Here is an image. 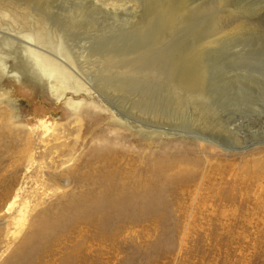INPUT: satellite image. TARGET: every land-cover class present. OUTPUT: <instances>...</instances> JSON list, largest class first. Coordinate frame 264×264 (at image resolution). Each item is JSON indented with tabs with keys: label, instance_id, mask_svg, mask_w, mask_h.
<instances>
[{
	"label": "rangeland",
	"instance_id": "obj_1",
	"mask_svg": "<svg viewBox=\"0 0 264 264\" xmlns=\"http://www.w3.org/2000/svg\"><path fill=\"white\" fill-rule=\"evenodd\" d=\"M162 1L0 0V38L40 29L47 34L39 44L57 55L61 36L64 61L72 56L100 92L91 96L99 110L75 114L26 77L1 75L0 96L13 88L23 103L15 105L18 120L4 105L0 113L28 134L25 148L12 141L0 151V264H264V209L254 207L250 178L264 141L228 146L234 137L264 136V0ZM129 61L157 74L127 84L113 64ZM171 61L182 73L207 64L206 95L177 98ZM61 78L73 85L68 73ZM120 114L133 128L116 126L126 122ZM232 123L239 130L228 131ZM153 131L163 135L149 138ZM167 161L174 168L162 175Z\"/></svg>",
	"mask_w": 264,
	"mask_h": 264
},
{
	"label": "bare ground",
	"instance_id": "obj_2",
	"mask_svg": "<svg viewBox=\"0 0 264 264\" xmlns=\"http://www.w3.org/2000/svg\"><path fill=\"white\" fill-rule=\"evenodd\" d=\"M31 1H34V0H31ZM161 1V0H160ZM164 1V0H163ZM162 1V2H163ZM171 1V0H170ZM169 1V2H170ZM36 2V1H35ZM151 2V1H150ZM155 2V1H154ZM157 2V0H156ZM183 2V1H181ZM187 2V1H186ZM159 3V2H158ZM171 3V2H170ZM185 3V2H184ZM155 4V3H154ZM163 4V3H162ZM158 5H161L158 4ZM172 5V4H171ZM179 5V3H178ZM181 5V9L182 11H179V12H172L171 15H170V19H169V22H167V26L168 27V30L170 32H172L173 28H175V26L177 25V21H179L182 16V14H180L181 12H183V9H182V3H180ZM185 5V4H184ZM152 6V5H151ZM169 6V4H168ZM163 7V6H162ZM166 7V6H165ZM165 7H163V9H165ZM179 7V6H178ZM184 7V6H183ZM153 8L155 9L156 7L153 6ZM159 9V8H158ZM175 9V8H174ZM179 8H177L176 6V9L177 10ZM185 9V8H184ZM157 12H159L157 10ZM161 13V11H160ZM158 14V13H157ZM167 14H170V13H167ZM166 14V15H167ZM165 15V14H163ZM165 15V16H166ZM159 16H162L161 14H159ZM169 16V15H168ZM167 16V17H168ZM157 18H159L157 16ZM160 18H164V17H160ZM166 20V18H164ZM163 19V21H165ZM157 20V19H156ZM162 21V19H159V21ZM168 20V19H167ZM166 20V21H167ZM189 20V19H188ZM158 21V22H159ZM161 23V22H160ZM169 23V24H168ZM180 23V22H179ZM164 26H166L165 23H163ZM181 25V23H180ZM189 25V24H188ZM179 26V25H178ZM159 27V24H157L156 28ZM162 24H161V28H162ZM160 28V27H159ZM164 28V27H163ZM181 28V27H180ZM184 28V27H183ZM177 29V27H176ZM175 29V30H176ZM179 29V27H178ZM177 29V30H178ZM182 29V28H181ZM230 29V28H229ZM232 29V28H231ZM160 30V29H159ZM164 29H162L161 32H163ZM167 30V29H166ZM188 30V29H187ZM33 31V30H31ZM156 31V30H155ZM158 31V30H157ZM156 31V32H157ZM181 31V30H180ZM227 31V30H226ZM156 32L153 31V33H155V35L157 34ZM159 32V31H158ZM165 32V30H164ZM163 32V34H165ZM176 32V31H175ZM187 32V31H186ZM190 32V31H189ZM223 32V31H222ZM47 34L45 31L43 30H40V29H37L36 32L34 33L31 32V33H24L23 35V39H21V37L17 36V35H21L20 33L17 34L15 33V35H11V34H5V36L2 38H0V77L2 75L1 78H3L4 76H11V80H16L17 83H23V82H26V79L24 81V78L26 77L28 80L30 81H33V83H35L37 86H40V88L42 89V91H48L49 94L53 97V99H55L57 102H64L66 103V105L68 106L69 110L73 113H78L82 110V108H85L86 107H91V106H94V109L95 110H99V107L98 106H95L94 105V101H93V98H91V96L93 94H99L100 92L97 90V83H94V80L92 81L91 78H87L85 77L86 74L85 71H81L79 70V66L75 65V62L72 63L71 62V57H68L66 61H64V53H68V48L66 46V44L64 43V39L60 36V38L58 39V42H59V51L57 52V55H55L54 52H51L47 49H45L41 44H39L40 42H38V38L40 35H45ZM61 34V33H60ZM176 33L173 32V35H175ZM199 34V33H198ZM57 35V33H56ZM168 35V34H166ZM171 35V36H173ZM177 35V34H176ZM209 35V34H208ZM206 35V36H208ZM159 36V35H158ZM161 36V35H160ZM200 36V35H199ZM44 37V36H43ZM46 37V36H45ZM150 37V36H149ZM165 37V36H164ZM177 36H175L176 38ZM155 38V37H153ZM160 38V37H159ZM167 38H169L167 36ZM174 38V37H173ZM180 38V37H179ZM198 38V37H197ZM204 38V37H203ZM206 38V37H205ZM152 39V38H151ZM163 39V37H162ZM161 39V40H162ZM19 40V41H18ZM45 40V39H44ZM166 40V39H164ZM172 40V39H171ZM42 41V40H41ZM155 41V40H154ZM187 41V40H186ZM161 42V41H159ZM158 42V44H159ZM164 42V41H162ZM178 42V41H177ZM203 42V41H202ZM182 43V42H181ZM162 44V43H161ZM185 44V43H184ZM206 44V43H205ZM195 45V44H194ZM207 45V44H206ZM214 45V44H213ZM148 46V45H147ZM175 46V45H174ZM173 46V47H174ZM187 46V45H186ZM203 46V44H202ZM162 47V46H161ZM192 47V46H191ZM187 48V47H186ZM175 49V48H174ZM190 49V48H189ZM194 49V47H193ZM200 49V48H199ZM155 50V49H154ZM169 50V49H168ZM173 50V49H172ZM170 50V51H172ZM191 50V49H190ZM176 52V49L174 50ZM173 51V53H175ZM194 51V50H193ZM197 51V50H196ZM190 52V51H189ZM201 52V51H200ZM204 52V51H203ZM187 53V52H186ZM198 53V52H197ZM54 54V55H52ZM164 54V53H162ZM191 54V53H190ZM194 54V52H193ZM173 55V54H172ZM161 56V55H160ZM191 56V55H190ZM203 56V55H202ZM146 57V56H145ZM156 57V56H155ZM158 57V56H157ZM156 57V58H157ZM174 58V56H173ZM195 58V57H194ZM197 58V57H196ZM202 58V57H201ZM155 60V59H154ZM152 60V61H154ZM174 60V59H173ZM182 60V59H180ZM13 61V62H12ZM133 61V60H132ZM185 61V60H184ZM202 61V60H201ZM115 62V61H113ZM171 62H174L175 61H171ZM194 62V61H193ZM199 62V61H198ZM196 62V63H198ZM128 63V62H127ZM140 63V62H139ZM177 63H180V61H177ZM184 64V62H182ZM201 63V62H199ZM198 63V64H199ZM203 63V62H202ZM61 64H62V67H61ZM119 64L118 62L113 65L114 68H124L125 70L122 71V73L124 74V76L120 77V78H123V79H120L121 81H129L127 84H133V81L132 80H138L140 79L139 77H141L140 75L143 74L144 71H147L148 73H151V74H155L156 73V66H153L152 68L148 66H143L142 63L141 64H130V61H129V64ZM154 64H156L154 62ZM168 64V63H167ZM172 64V63H171ZM181 64V63H180ZM186 65H189V63H185ZM184 64V65H185ZM195 63L187 66V71L188 69L190 68V72L188 73H182V72H179L177 69H178V65L179 64H174V66H169L170 68V73L168 74V82L169 84H172V85H175L174 86V92H176L177 94V98L179 97V93L183 96V98L185 99H188V100H192V99H197L200 95H203L208 92V79L206 78V68H207V64H204V65H200L199 67L201 68V71L198 72V73H194L192 70H195V69H192L194 67H192V65L194 66ZM104 65V64H103ZM162 65V64H161ZM185 65V66H186ZM159 67H164L163 65L160 66V65H157ZM181 66V65H179ZM197 66V65H196ZM113 67V66H112ZM111 67V68H112ZM121 67V68H120ZM206 67V68H205ZM21 68V69H20ZM115 68V69H116ZM168 68V67H167ZM173 68H175L176 70H174ZM186 67L182 66L181 70L184 69ZM198 68V67H197ZM113 69V68H112ZM114 69V70H115ZM117 69V71L119 70ZM99 70V69H98ZM167 70V69H166ZM174 70V71H173ZM180 70V69H179ZM180 70V71H181ZM185 70V69H184ZM182 70V71H184ZM197 70V69H196ZM110 71V70H109ZM112 71V70H111ZM116 71V72H117ZM164 71V70H163ZM25 72V73H24ZM120 72V71H119ZM118 72V73H119ZM139 72V73H137ZM65 73V74H69V77L71 78L70 81L73 83V85L71 86L70 82L69 81H65L61 78V75ZM117 73V74H118ZM115 73H113L114 75ZM116 74V75H117ZM129 74V75H128ZM145 74V73H144ZM157 74V73H156ZM88 75V74H87ZM106 75V74H105ZM111 75V76H113ZM96 76V75H95ZM110 76V75H109ZM110 76V77H111ZM120 76V74H119ZM159 76V75H158ZM97 77V76H96ZM100 77V75H99ZM209 77V76H208ZM93 78V77H92ZM113 78H116L117 80H119V77H113ZM147 78V77H146ZM155 78V76H154ZM5 79V78H4ZM109 79V78H108ZM115 79V81H116ZM110 80V79H109ZM142 82H143V79L141 78ZM146 80V79H145ZM155 80V79H153ZM210 80V79H209ZM97 81V80H95ZM120 81V82H121ZM152 81V80H151ZM213 81V80H212ZM107 82V81H106ZM145 82V81H144ZM122 83V82H121ZM124 83V82H123ZM139 83V82H138ZM146 83V82H145ZM149 83H150V80H149ZM211 83V82H210ZM32 84V82H31ZM147 84V83H146ZM143 85V84H142ZM129 86V85H128ZM124 87V86H123ZM212 87V86H211ZM140 88V87H139ZM167 88V86H166ZM143 89V88H142ZM145 89V88H144ZM173 89V88H171ZM168 90V89H167ZM170 91V90H169ZM168 91V93H169ZM13 92V88H10L9 90L7 89L6 91L2 90L1 94H2V97L0 96V105H4L8 108V113L9 114H13V116L15 115V119L18 120L20 118V115L17 114V112L14 110L15 109V105L16 103L18 102H22V100H18L17 98H15L13 96V94H11ZM211 92V91H209ZM163 93V92H161ZM264 93V92H263ZM152 94V93H151ZM164 94V93H163ZM162 94V95H163ZM171 94V93H170ZM89 95V96H88ZM146 95V94H145ZM144 94H142L141 96L144 97L145 96ZM173 95V94H172ZM199 95V96H198ZM204 95V96H205ZM211 95V93H210ZM258 96V95H257ZM256 96V97H257ZM114 101H115V97L111 96ZM176 97V96H175ZM202 97V96H200ZM91 98V99H90ZM109 100H110V97L108 96ZM112 98H111V101H112ZM92 101H90V100ZM184 99V100H185ZM252 99V98H251ZM254 99V98H253ZM107 100V99H105ZM107 100L108 103H111L113 105V101H109ZM177 101V100H176ZM180 101V100H179ZM193 101V100H192ZM198 101V100H197ZM5 104H4V103ZM167 102V101H166ZM184 102V101H183ZM175 103V102H174ZM179 103L182 104V101H180ZM200 103V102H199ZM167 104V103H166ZM65 105V104H64ZM176 105V104H175ZM183 105V104H182ZM193 105V104H192ZM195 105V104H194ZM160 106V105H159ZM164 106V105H163ZM167 106V105H166ZM176 106H179L178 103ZM197 105H195L196 107ZM162 107V106H161ZM249 107V106H248ZM160 108V107H158ZM156 106L153 107L154 111H158V112H161L160 109H158ZM163 108V107H162ZM174 108V107H173ZM197 108V107H196ZM20 109V108H18ZM164 109V108H163ZM162 109V110H163ZM193 109V107H192ZM14 110V111H13ZM168 110V109H167ZM200 110V109H199ZM164 111V110H163ZM193 111V110H192ZM190 111V112H192ZM203 111V110H201ZM177 112V110H176ZM195 112V110H194ZM196 112H198L196 110ZM119 113V112H117ZM165 113V112H164ZM170 113V112H169ZM201 113H204L201 112ZM200 113V114H201ZM1 114V113H0ZM81 114V113H80ZM167 114V113H166ZM182 113H180L179 115H181ZM198 114V115H200ZM158 115V114H157ZM168 115V114H167ZM183 115V114H182ZM197 115V116H198ZM184 116V115H183ZM196 116V118H197ZM202 116V114L200 115ZM118 117H121L123 118L124 120L126 118V116H122L120 114V116ZM182 116L178 117V121H183L182 119ZM194 118V117H193ZM201 118V117H200ZM187 119V118H186ZM199 119V118H198ZM78 121H82L81 119V116L79 115V117L77 118ZM125 120V121H126ZM206 120V119H205ZM161 121V120H160ZM198 121V120H197ZM122 122V121H121ZM235 122V121H234ZM233 122V123H234ZM238 122V121H236ZM124 123V122H122ZM177 123V122H176ZM232 123V124H233ZM21 124V123H19ZM168 124V123H167ZM179 124V123H178ZM177 124V126H178ZM236 124V123H235ZM238 124V123H237ZM129 125V122H125L124 125L119 123L116 119V126H120L121 128L123 129H128L127 127L129 128H133L131 126H128ZM160 125V124H159ZM127 126V127H126ZM161 126H163L161 124ZM179 127V126H178ZM228 127V126H227ZM176 126L174 125H171L170 127L164 125V129L167 131L165 132L166 134H168L169 136H173L176 132ZM129 130V129H128ZM137 132V134H140L142 135L144 132L146 134V130L144 131L143 128H140V127H137L135 128ZM239 130V129H238ZM228 131H231V132H235L237 131V126L236 125H230L228 127ZM163 132V131H162ZM162 132H151L148 137L150 138L152 135V137H154L156 134H158V136H162L163 133ZM161 133V134H160ZM181 133V131L179 132ZM189 133V132H187ZM192 133H197L195 137H201V134L203 135H206L205 132L203 131H195V132H192ZM201 133V134H200ZM27 134L28 132L24 129H22L21 127L17 126L15 124V121H5V116L4 115H0V151L3 150L2 146L4 145H10V143L12 141H14V143H17L18 145L21 146V144L24 145V148L25 146H27ZM185 134V133H184ZM208 134V133H207ZM238 134V132H237ZM187 135V134H185ZM195 135V134H194ZM234 136V134H232ZM231 136V135H230ZM261 136V134H260ZM217 138V137H216ZM260 141H264V136L262 135L261 137H254V138H245L244 140H240L239 138L236 139L235 137L230 140L228 142V146L230 147H238V146H248L250 145L252 142L253 143H258ZM264 143V142H262ZM110 145V144H109ZM125 146V145H124ZM118 147V146H117ZM23 148V150H24ZM29 148V147H28ZM124 148V147H123ZM108 150V149H107ZM111 150V149H110ZM119 150V149H118ZM1 156V154H0ZM105 157V156H104ZM167 159V158H165ZM169 159V158H168ZM254 159V162H255V166H256V170L254 172V175L250 178L251 181H252V184H254V187H255V192H254V196H255V200H256V203H255V208L257 209H264V154L258 156V157H253ZM180 162H186L185 164H187V158L185 157H182L181 159H179ZM168 163L166 164V167L165 169L163 170H160V173L162 175H164V172L165 170L167 169H170V168H174V163H171V161H167ZM188 163H192L193 164V161H189ZM196 163H199L198 160L195 161V166L197 165ZM176 164V167L178 166V161L175 163ZM182 165V164H181ZM181 165H179V167H181ZM157 168H159V164L157 163L156 164ZM175 167V168H176ZM180 173V172H179ZM246 175V174H245ZM132 176V175H131ZM131 181V179H130ZM129 182V181H128ZM142 182V183H141ZM137 187H140L144 182L141 181ZM123 183V182H122ZM118 185V184H117ZM126 185V184H125ZM122 187V186H121ZM123 188V187H122ZM120 189V188H119ZM142 194V193H141ZM249 201V197H243V200H242V203H243V206L246 205V208L245 207H242L243 210H246L248 207H247V204L246 202L248 203ZM243 214V213H242Z\"/></svg>",
	"mask_w": 264,
	"mask_h": 264
},
{
	"label": "water",
	"instance_id": "obj_3",
	"mask_svg": "<svg viewBox=\"0 0 264 264\" xmlns=\"http://www.w3.org/2000/svg\"><path fill=\"white\" fill-rule=\"evenodd\" d=\"M237 129H238V127H237Z\"/></svg>",
	"mask_w": 264,
	"mask_h": 264
}]
</instances>
